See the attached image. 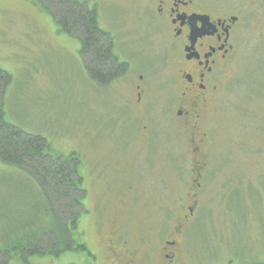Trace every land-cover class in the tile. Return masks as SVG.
Returning <instances> with one entry per match:
<instances>
[{
	"label": "rangeland",
	"instance_id": "1",
	"mask_svg": "<svg viewBox=\"0 0 264 264\" xmlns=\"http://www.w3.org/2000/svg\"><path fill=\"white\" fill-rule=\"evenodd\" d=\"M52 1L0 0V67L10 76L4 118L25 133L44 137L51 155L78 156L79 173L88 189L84 204L92 214L107 182L113 184L114 178L118 182L124 175L132 178L130 230L163 231V237L176 211H187L180 204L191 202L186 195L188 173L182 171L192 157L183 143L168 136L167 128L145 142L115 134V105L87 76L75 37L78 32L59 30L54 14L61 8L52 6ZM81 1L95 6L99 23L110 26L115 52L129 67L146 66L150 59L156 76L171 72L163 50L150 44L153 34L140 26L130 30L140 23L138 19L135 24L134 17L145 0ZM113 17L121 27L112 26ZM128 40L146 43L147 56L135 45L130 48ZM254 40L253 33L245 39L210 121L211 172L186 226L180 258L187 264L264 262V93L246 94L251 79L260 80L264 69L254 61L259 56ZM106 112L111 115L108 121L102 119ZM231 184L239 187L222 200ZM53 192V188L42 191L29 172L0 161V264L89 263L83 253L72 251L25 258L22 247L29 238L39 239L55 224L59 205ZM90 224L84 230L94 245L95 229ZM137 264H162V260L157 255Z\"/></svg>",
	"mask_w": 264,
	"mask_h": 264
},
{
	"label": "flooded vegetation",
	"instance_id": "2",
	"mask_svg": "<svg viewBox=\"0 0 264 264\" xmlns=\"http://www.w3.org/2000/svg\"><path fill=\"white\" fill-rule=\"evenodd\" d=\"M145 1L137 6L139 14L134 17V23L137 24L138 19L140 23L130 30L136 31L140 26L141 31L145 27L153 34L150 44L163 50L171 72L156 76L150 59L146 66L134 68L131 64L129 67V63L116 54L113 36L107 29L110 26L99 23L96 7L77 0L79 5L96 12L97 27L111 37L112 64L107 68V75L93 78L86 65L85 70L89 79L105 90L110 104L115 105L114 132L117 136L130 142L151 141L155 132L163 133L167 128L169 137L186 146L192 159L191 165L182 172L188 173L190 186L186 195L191 202L180 204L187 211H176L163 237H160L163 231L137 228L132 232L128 224L134 216L135 181L124 175L118 176L123 177L118 182L115 178L113 184L107 182L95 213L92 214L83 202L84 210L77 225L71 227L77 230L73 239L86 249L81 253L88 264H137L157 255L162 264H187L180 258L186 226L195 215L200 203L198 194L211 172L210 121L214 118L221 88L228 82V75L250 33L255 36L254 45L259 49V56L254 61L264 65V0ZM114 17L111 23L115 28ZM116 27H121L120 23ZM134 36L127 38L134 39ZM137 42L128 40L126 43L146 55L143 45L146 43ZM248 87V96L264 93V69L261 79H251ZM110 116L106 112L102 119L108 121ZM238 187L226 186L222 200ZM261 187L264 189V185ZM90 223L95 229L94 245L84 230L87 225L91 226Z\"/></svg>",
	"mask_w": 264,
	"mask_h": 264
},
{
	"label": "trees",
	"instance_id": "3",
	"mask_svg": "<svg viewBox=\"0 0 264 264\" xmlns=\"http://www.w3.org/2000/svg\"><path fill=\"white\" fill-rule=\"evenodd\" d=\"M55 5L61 8L59 13L54 14L59 30L69 35L74 30L78 32L77 36L76 33L74 35L80 44L79 53L90 75L93 78L105 77L107 68L112 64L111 37L97 27L96 12L79 5L77 0H54L52 6ZM9 80V74L0 67V161L29 172L42 191L53 188L52 197L59 205L53 228L42 232L39 239L29 238L22 247L25 258L58 257L68 251L84 252L86 249L73 239L77 230L71 228L76 227L84 210L86 195L79 173L80 160L75 154L66 157L51 155L44 137L25 133L5 120L3 99Z\"/></svg>",
	"mask_w": 264,
	"mask_h": 264
}]
</instances>
